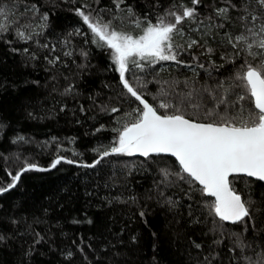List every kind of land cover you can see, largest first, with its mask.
I'll return each instance as SVG.
<instances>
[{"label":"trees","instance_id":"trees-1","mask_svg":"<svg viewBox=\"0 0 264 264\" xmlns=\"http://www.w3.org/2000/svg\"><path fill=\"white\" fill-rule=\"evenodd\" d=\"M186 7L195 15L174 35L177 60L130 64L126 78L153 106L197 121L253 109L236 77L264 62L259 47L246 50L264 37L258 0H0V188L64 158L0 195V264H264L263 182H233L252 211L233 224L170 156L100 158L142 106L78 12L139 36Z\"/></svg>","mask_w":264,"mask_h":264},{"label":"snow or ice","instance_id":"snow-or-ice-1","mask_svg":"<svg viewBox=\"0 0 264 264\" xmlns=\"http://www.w3.org/2000/svg\"><path fill=\"white\" fill-rule=\"evenodd\" d=\"M199 2L200 0H193V3ZM258 3L264 8V0H258ZM231 7L235 8L236 5ZM219 11L226 13L227 10ZM78 14L97 41L112 50L123 88L142 106L136 109L138 115L134 122L118 130L116 146L110 151H104L101 159L114 153L129 156L138 153L144 157L151 154H170L176 158L183 173L192 181L198 182L204 192L215 198L211 207L221 221L236 224L245 222V218H251L250 205L235 190L233 182L240 175L264 182V62L255 67L246 63V71L236 77L243 82L250 94L253 109H241L231 117L224 114L219 117L220 123L196 122L186 118L177 106L170 103L161 102L158 107L153 106L126 78L130 64L142 68V61L154 64L177 60L173 51L174 35L179 31L178 25L185 18L194 17V8L186 7L181 15L169 13L168 15L175 16V22H166L163 17L159 18L156 24L149 22L142 30L143 34L139 36L116 31L111 29L110 24H102L98 20L94 22L82 10ZM257 18L253 16V20ZM251 31L249 29V32ZM260 33H264V25H261ZM235 39L243 43L247 42L248 38L242 34ZM253 47L264 50V38L257 43H247L246 50L249 55L255 57L257 53L252 52ZM211 51L209 49V52ZM244 99L245 96H239V100ZM220 103L225 101L222 99ZM158 108L165 109V114H161ZM168 109H173V113L167 114ZM112 111L116 112L118 109ZM208 115L213 113L209 112ZM60 162L61 160L57 159L51 167L55 168ZM31 169L46 170L28 165L23 171ZM162 171L165 176L170 174L167 170ZM180 178L184 179V176L181 175ZM19 180L20 174L13 176V183L0 188V193L15 187Z\"/></svg>","mask_w":264,"mask_h":264},{"label":"water","instance_id":"water-1","mask_svg":"<svg viewBox=\"0 0 264 264\" xmlns=\"http://www.w3.org/2000/svg\"><path fill=\"white\" fill-rule=\"evenodd\" d=\"M162 114V113H161ZM186 118H188V117H186ZM190 119V118H189ZM192 120H194V119H192ZM196 122H204V121H197V120H195ZM204 123H211V122H204ZM135 156H137V157H144V156H141L140 154H134ZM152 155H166V156H170V157H172L170 154H151L150 156H152ZM101 158V157H100ZM172 158H174L175 160H176V158L175 157H172ZM58 159H60L61 161L62 160H64V158L63 157H60V158H58ZM57 160V159H56ZM55 160V161H56ZM54 161V162H55ZM177 161V160H176ZM178 162V161H177ZM36 166V168H39V169H46V170H49V169H51V168H53V167H43V166H39V165H35ZM27 167V166H26ZM26 167H24L23 169H21L20 171H19V173L18 174H20V178H21V176L23 175V173L24 172H26V171H23ZM231 178V177H230ZM250 178V177H249ZM252 179H255V178H252ZM18 182H16L15 183V186H16V184H17ZM198 183V182H197ZM264 183V182H263ZM199 184V183H198ZM201 186V185H200ZM202 187V186H201ZM12 188H14V187H12ZM12 188H10L9 190H11ZM8 190V191H9ZM8 191H6V192H8ZM6 192H3V193H0V195H2V194H4V193H6ZM206 193V192H205ZM206 195H208L207 193H206ZM209 196V195H208ZM211 197V196H210ZM213 199H215L214 197H212ZM225 222H227V223H231V222H228V221H225Z\"/></svg>","mask_w":264,"mask_h":264},{"label":"rangeland","instance_id":"rangeland-1","mask_svg":"<svg viewBox=\"0 0 264 264\" xmlns=\"http://www.w3.org/2000/svg\"><path fill=\"white\" fill-rule=\"evenodd\" d=\"M142 34H143V33H142ZM140 35H141V34H140ZM262 38H264V37L259 38V40L262 39ZM259 40H257V39L254 37V38H253V41H254V42H252V43H257ZM263 51H264V50H263ZM263 51H262V52H263Z\"/></svg>","mask_w":264,"mask_h":264}]
</instances>
